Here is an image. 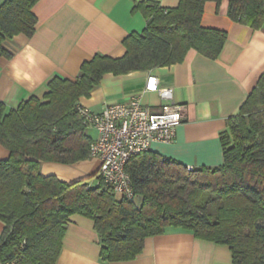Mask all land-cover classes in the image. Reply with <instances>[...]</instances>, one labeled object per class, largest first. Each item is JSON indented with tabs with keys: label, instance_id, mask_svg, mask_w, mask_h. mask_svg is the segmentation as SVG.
Segmentation results:
<instances>
[{
	"label": "trees",
	"instance_id": "trees-1",
	"mask_svg": "<svg viewBox=\"0 0 264 264\" xmlns=\"http://www.w3.org/2000/svg\"><path fill=\"white\" fill-rule=\"evenodd\" d=\"M39 0H4L0 4V57L11 54L5 43L31 37ZM221 0H179L172 9L140 3L146 25L122 41L120 58L95 55L83 62L74 79L53 77L41 97L15 109L0 103L1 264H55L68 219L93 222L100 259L135 260L149 237L168 230L227 246L233 264H264V73L220 134L223 164L188 170L145 152L130 159L134 201L127 202L96 177L65 183L40 175L43 162L71 165L89 157L93 139L79 116L78 101L89 98L107 74L123 76L168 67L189 50L216 59L226 32L204 28V6ZM227 17L253 31L264 25V0H228ZM140 203H136L137 200Z\"/></svg>",
	"mask_w": 264,
	"mask_h": 264
},
{
	"label": "crops",
	"instance_id": "crops-1",
	"mask_svg": "<svg viewBox=\"0 0 264 264\" xmlns=\"http://www.w3.org/2000/svg\"><path fill=\"white\" fill-rule=\"evenodd\" d=\"M140 3L172 9L179 0H39L32 10L37 20L34 34L15 36L4 45L11 56L0 57V103L15 109L30 97L41 98L50 79L76 78L81 64L95 55L122 57V41L145 28L143 14L134 10ZM227 8L228 0H221L218 6L207 2L201 18L204 28L226 32L216 59L189 50L179 64L123 76L107 74L89 98L79 99L78 105L100 112L107 104L139 98L157 113L161 100L144 92L147 78L155 76L160 87L173 90L172 101L184 108V117L173 142L152 144L149 152L185 168L221 166L220 134L264 73V25L253 31L235 23L227 17ZM86 133L94 140L93 130ZM8 156L0 146V161ZM99 165L97 158L71 165L43 162L40 175L68 184L82 180L93 184ZM3 228L0 222V235ZM99 254L93 222L71 216L55 264H233L227 246L198 240L179 230L147 238L142 253L130 262H104Z\"/></svg>",
	"mask_w": 264,
	"mask_h": 264
},
{
	"label": "built area",
	"instance_id": "built-area-1",
	"mask_svg": "<svg viewBox=\"0 0 264 264\" xmlns=\"http://www.w3.org/2000/svg\"><path fill=\"white\" fill-rule=\"evenodd\" d=\"M144 92L155 94L161 100L159 112H151L139 98L107 104L100 112L79 108L83 123L95 133L88 158H97L100 162L97 178L127 202L134 201L135 197L126 172L127 163L149 152L152 144L172 143L184 117V108L172 101L173 90L160 87L155 76L147 78Z\"/></svg>",
	"mask_w": 264,
	"mask_h": 264
},
{
	"label": "rangeland",
	"instance_id": "rangeland-1",
	"mask_svg": "<svg viewBox=\"0 0 264 264\" xmlns=\"http://www.w3.org/2000/svg\"><path fill=\"white\" fill-rule=\"evenodd\" d=\"M136 203H137V201H136Z\"/></svg>",
	"mask_w": 264,
	"mask_h": 264
}]
</instances>
